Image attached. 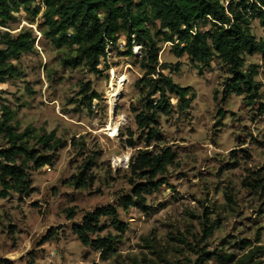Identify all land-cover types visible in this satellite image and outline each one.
Returning <instances> with one entry per match:
<instances>
[{"label": "rangeland", "instance_id": "obj_1", "mask_svg": "<svg viewBox=\"0 0 264 264\" xmlns=\"http://www.w3.org/2000/svg\"><path fill=\"white\" fill-rule=\"evenodd\" d=\"M40 3L21 7L0 26V33L31 30L35 37L34 50L13 61L19 77L0 84V107L13 112L18 133L31 130L29 146L42 150L38 138L51 133L61 145L50 166L30 172L28 196L0 197V264H226V257L240 255L242 240L255 246L257 234L264 260V52L243 57L242 70H255L260 85L248 104L244 96H223L229 75L216 57L195 65L186 55L178 57L173 44L159 43L158 63L174 83L189 87V105L161 116L159 137L151 140L135 123L142 108L140 46L129 44L121 31L99 73L83 63L72 67L64 62L72 50L57 48L43 34ZM38 5L40 13L33 16ZM250 24L255 39L264 41L259 21ZM82 86L98 95L90 107ZM6 147L0 137V149ZM165 148L174 160L155 178L165 184L143 196L144 207L123 209L119 200L135 201L134 184L144 182L131 173L130 159ZM89 158L93 163L81 186L75 181ZM105 206L114 207L126 226L120 233L100 219L97 235L116 236L109 255L83 246L72 232L83 216ZM207 218L206 226L215 225L210 237L203 232ZM52 232L55 238L47 240ZM202 254L210 261L203 262Z\"/></svg>", "mask_w": 264, "mask_h": 264}, {"label": "trees", "instance_id": "obj_2", "mask_svg": "<svg viewBox=\"0 0 264 264\" xmlns=\"http://www.w3.org/2000/svg\"><path fill=\"white\" fill-rule=\"evenodd\" d=\"M34 0H0V26L6 27L21 7L27 8ZM41 0L44 6L43 34L57 48L67 47L73 56L64 62L70 66L82 63L91 73H99V66L106 57L109 45H115L117 35L123 31L127 41L140 46L139 66L143 77L138 81L142 90V108L135 115L137 129L146 131L148 139L159 137L156 128L161 116H170L174 106L183 112L189 105V87L174 83L159 65V43H171L178 57L186 55L195 65H208L217 58L227 69L228 77L223 81L222 94L244 96L252 104L260 89L254 80L255 70L243 71L245 55L264 52V41L256 40L250 31V22L258 20L264 29V0ZM40 13V5L31 14ZM208 26L209 29L201 30ZM35 37L31 30H24L12 36L8 32L0 33V84L7 79L17 78L20 72L13 61L34 50ZM131 54V51L128 52ZM132 55V54H131ZM82 86V100L90 107L98 98L95 91ZM176 100L173 105L171 99ZM218 115L223 116L219 111ZM13 112L5 106L0 107V137L7 142L0 149V197L7 198L10 193L28 196L31 187L30 172L37 171L53 163L54 152L61 145L53 133L38 138L42 150L29 146L31 130L22 133L11 125ZM131 146L132 142L129 143ZM45 151V152H41ZM75 183L85 186V174L93 163L86 159ZM174 153L168 148L158 153L139 152L130 159L131 173L142 177L143 183H135L132 189L135 201L129 196L119 200L123 209L131 206L144 207V195L155 193L165 184L156 176L166 173L172 165ZM257 187V186H256ZM255 187V188H256ZM68 214L71 215V211ZM108 219L118 232H124V226L118 220V213L112 206L97 208L93 213L82 217L81 223L72 226V232L85 247L92 248L102 255L113 252L116 236L99 237L102 228L100 219ZM203 224L204 237H210L215 225ZM52 232L47 240L55 238ZM91 235H96L91 238ZM257 234L255 246L246 240L238 245L239 256L226 257V264H264L262 247ZM201 256H204L202 254ZM204 258V259H203ZM203 262L210 261L202 257Z\"/></svg>", "mask_w": 264, "mask_h": 264}]
</instances>
